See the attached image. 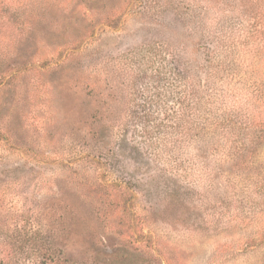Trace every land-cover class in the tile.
<instances>
[{
    "label": "rangeland",
    "instance_id": "374dc122",
    "mask_svg": "<svg viewBox=\"0 0 264 264\" xmlns=\"http://www.w3.org/2000/svg\"><path fill=\"white\" fill-rule=\"evenodd\" d=\"M0 243L79 264H264V0H0Z\"/></svg>",
    "mask_w": 264,
    "mask_h": 264
},
{
    "label": "trees",
    "instance_id": "16d2710c",
    "mask_svg": "<svg viewBox=\"0 0 264 264\" xmlns=\"http://www.w3.org/2000/svg\"><path fill=\"white\" fill-rule=\"evenodd\" d=\"M3 24L4 17H0V29H5ZM15 246L13 243H0V264H21ZM38 246L39 249L30 243L32 255L29 253L28 257L24 258V264H79L66 259L46 242H41Z\"/></svg>",
    "mask_w": 264,
    "mask_h": 264
}]
</instances>
